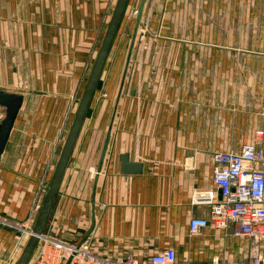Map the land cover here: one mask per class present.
Wrapping results in <instances>:
<instances>
[{"label":"crops","instance_id":"crops-1","mask_svg":"<svg viewBox=\"0 0 264 264\" xmlns=\"http://www.w3.org/2000/svg\"><path fill=\"white\" fill-rule=\"evenodd\" d=\"M133 1L137 22L143 0ZM115 2L0 0V88L24 96L0 158V264L15 263L10 255L33 225ZM219 4L227 11V2ZM157 5L145 0L141 23ZM116 40L44 234L82 242L93 226L85 240L105 256L148 259L172 247L179 264H246L248 237L211 223L192 234L190 220L211 219L210 205L195 194L211 189L221 198L215 152H238L247 142L264 151V82L238 77L264 69L232 66L239 52L183 43L133 50L124 67ZM248 57L260 61L264 53ZM4 114L0 106V122ZM122 153L143 171L122 173Z\"/></svg>","mask_w":264,"mask_h":264},{"label":"rangeland","instance_id":"rangeland-1","mask_svg":"<svg viewBox=\"0 0 264 264\" xmlns=\"http://www.w3.org/2000/svg\"><path fill=\"white\" fill-rule=\"evenodd\" d=\"M222 1L228 3L227 11L221 8L220 0H156L158 9L153 12L151 17H146L142 23L140 22L132 52L133 50L151 52L162 49L178 50L180 49L178 44L183 43L184 46L187 44L184 49H194L195 46L197 50H208L211 47V50L216 52H239L240 58H231L232 66L264 69L263 58L258 61L256 58L248 57L253 52L264 53V0ZM134 6L136 4L133 1L121 25L115 45L121 46V49L119 48V51L116 49V51L122 53L121 63L124 67L127 54V60L129 58L136 27L134 16L137 15L138 9ZM154 19L157 21L155 24L153 23ZM164 20L169 23L165 29L161 26ZM161 29L164 30L161 31ZM194 41L197 43L194 44ZM148 60L154 63L153 59L149 58ZM213 63L214 66L223 65L220 58H214ZM238 77H254L257 81L264 82V75L241 74ZM104 95L107 96L106 93ZM27 236H29L28 232L25 236L22 233L20 245L12 253L9 252L11 259H17L28 239ZM18 249L19 251H17Z\"/></svg>","mask_w":264,"mask_h":264},{"label":"built area","instance_id":"built-area-1","mask_svg":"<svg viewBox=\"0 0 264 264\" xmlns=\"http://www.w3.org/2000/svg\"><path fill=\"white\" fill-rule=\"evenodd\" d=\"M214 184L221 190L217 198L209 189L195 194L194 201L202 198L210 205L211 219L193 217L190 231L196 234L210 223L216 228H233V233L251 240L246 264H264V151L255 142L245 143L238 152L219 151L213 155ZM28 234L30 229L27 228ZM29 264H179L177 252L169 247L140 259L135 254L105 256L96 253L89 242L64 241L46 234L40 238L37 253ZM191 264V263H184Z\"/></svg>","mask_w":264,"mask_h":264},{"label":"water","instance_id":"water-1","mask_svg":"<svg viewBox=\"0 0 264 264\" xmlns=\"http://www.w3.org/2000/svg\"><path fill=\"white\" fill-rule=\"evenodd\" d=\"M129 2L130 0H116L115 2L104 35L102 37L98 51L94 58L90 73L84 85L78 105L74 112L67 135L65 137L60 154L58 156L56 165L54 167L52 176L46 187L41 205L38 209L33 225L30 229V234L14 264H29L38 247L40 238L45 232V228L54 203L56 201L64 174L70 162L71 156L76 146V142L80 135L84 121L87 117L91 103L99 86L102 74L109 59L112 47L119 33ZM144 2L145 0H143L141 9L139 10L128 60L130 59L132 47L134 45L138 26L140 24ZM23 101V94L19 92H11L4 88H0V106L5 108L4 117L0 122V158L9 140L12 128L14 126L19 110L23 104ZM110 134L111 128L109 129L105 140L102 160L98 168L97 174L100 173L102 164L104 162L110 139ZM120 161L122 173L138 174L143 171V164L140 162L131 161L128 153H122L120 155ZM92 229L93 226L86 233L84 240L89 236Z\"/></svg>","mask_w":264,"mask_h":264}]
</instances>
